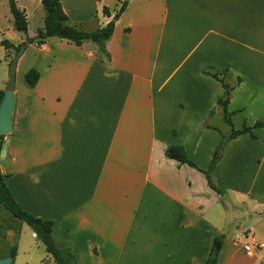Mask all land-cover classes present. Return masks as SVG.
Segmentation results:
<instances>
[{"label": "crops", "instance_id": "0c3cea01", "mask_svg": "<svg viewBox=\"0 0 264 264\" xmlns=\"http://www.w3.org/2000/svg\"><path fill=\"white\" fill-rule=\"evenodd\" d=\"M60 1L78 27L97 18L96 4L104 26L119 2ZM114 22L109 58L91 41L26 46L50 52L51 104L40 73L29 94L14 88L0 160L11 195L52 221L76 264H202L219 234L217 264H264V126L252 127L264 120V0H129ZM62 50L76 68L59 70ZM208 66H230V83L240 76L227 108L234 129L252 127L228 141L211 173L222 195L200 171L231 129ZM170 145L196 167L166 157Z\"/></svg>", "mask_w": 264, "mask_h": 264}, {"label": "trees", "instance_id": "16d2710c", "mask_svg": "<svg viewBox=\"0 0 264 264\" xmlns=\"http://www.w3.org/2000/svg\"><path fill=\"white\" fill-rule=\"evenodd\" d=\"M128 2L129 0H119L115 15L119 17L125 10ZM41 4L44 9L43 26L37 31L35 36L30 37L27 35L28 23L25 11L17 6L15 0H9V9L13 17V29L26 34L25 39L19 45L15 46L17 52L16 54L20 56L29 43L36 42L38 45H41L48 37H57L60 39L70 40L76 45H81L84 41H91L96 44L99 52L103 53L107 58L110 57L106 49V43L111 38L114 31V20H110L102 27H98L91 31H85L69 22L68 16L62 8L60 0H41ZM102 11L104 14L110 16V12L106 6L102 7ZM0 44L5 48L13 46V44L6 39H2ZM203 72L218 80L222 84L223 91L217 98L216 103L222 109L224 121L231 127L229 134L220 136V140L213 151L207 168L204 170L199 169L204 174L208 186L216 193L222 195L225 190L222 186L213 181L211 173L220 160L225 145L232 138L251 132L252 127L264 126V120L257 119L252 127L244 126L240 130L234 129L230 120L232 112L228 111L227 106L232 90L240 82V76H235L233 83L228 82L227 79L233 73L230 66H226L224 68L208 66L203 69ZM24 78L30 87H34L39 79V72L35 68H31L25 72ZM2 95L3 90H0V101ZM3 141L4 136L0 135V151ZM164 153L166 157L174 159L179 163H186L192 167H196L195 164L186 156L185 149L182 145H170L165 149ZM4 177L5 174L0 170V206L10 213L12 217L20 222L27 223L31 227L32 231L36 233V237L44 245L45 251L52 256L56 264H76L70 249L68 247L57 245L53 240L51 235L52 221L36 217L23 210L11 195L10 190L4 181ZM223 237V234H219L213 238L209 254L202 264H217ZM15 255L16 246H13L8 256L14 259ZM3 256L4 255H0V257Z\"/></svg>", "mask_w": 264, "mask_h": 264}, {"label": "rangeland", "instance_id": "374dc122", "mask_svg": "<svg viewBox=\"0 0 264 264\" xmlns=\"http://www.w3.org/2000/svg\"><path fill=\"white\" fill-rule=\"evenodd\" d=\"M21 7L25 8L27 18V35L35 36L37 31L43 26L44 9L39 0H18ZM109 1V3H111ZM97 18L90 20L85 17L83 23L79 25L85 31L94 30L100 26L102 19L101 6L96 4ZM84 12L81 13V15ZM115 15V13L113 14ZM112 16V18H113ZM119 32H121L119 30ZM26 34L18 32L13 29V17L9 9V0H0V41L6 39L10 41L13 46L5 48L0 44V90H4L10 63L16 56L15 46L21 43V36ZM28 46L25 50V58L22 63L18 64L15 74V89L16 92L22 94H29L34 87L28 86L25 81L24 74L31 68H35L40 74L42 81L37 87L38 92L44 93L46 97V105L50 107V52H41L39 46L33 44ZM59 70L64 68L75 67L73 58L69 57L65 50L60 52ZM76 68V67H75ZM39 74V75H40ZM63 83V81H60ZM16 92L14 97L16 96ZM20 235L19 249L12 264H56L52 256L45 251L44 245L35 236H31V227L25 223L20 222L8 213L2 206H0V255L8 256L9 252L16 246V237Z\"/></svg>", "mask_w": 264, "mask_h": 264}, {"label": "water", "instance_id": "95a60500", "mask_svg": "<svg viewBox=\"0 0 264 264\" xmlns=\"http://www.w3.org/2000/svg\"><path fill=\"white\" fill-rule=\"evenodd\" d=\"M118 16H113L112 20H117ZM19 55L13 58L10 63L8 79L3 90V95L0 101V135L5 137L0 151V160H3L6 147L10 138V134L13 130L12 113L14 109V88H15V74H16V63ZM36 235L35 232H33ZM12 257H0V264H11Z\"/></svg>", "mask_w": 264, "mask_h": 264}, {"label": "built area", "instance_id": "2783aa9c", "mask_svg": "<svg viewBox=\"0 0 264 264\" xmlns=\"http://www.w3.org/2000/svg\"><path fill=\"white\" fill-rule=\"evenodd\" d=\"M244 232H245V230H244ZM246 237H247V235H246ZM244 247H245V250H246V251H248V252L251 251V249H250V245H249V244H248V245H245Z\"/></svg>", "mask_w": 264, "mask_h": 264}]
</instances>
